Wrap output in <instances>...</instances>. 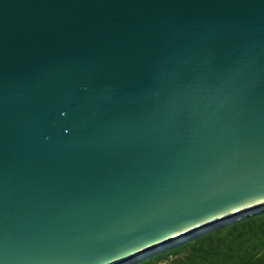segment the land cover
Returning a JSON list of instances; mask_svg holds the SVG:
<instances>
[{"label": "water", "instance_id": "1", "mask_svg": "<svg viewBox=\"0 0 264 264\" xmlns=\"http://www.w3.org/2000/svg\"><path fill=\"white\" fill-rule=\"evenodd\" d=\"M263 210L264 0H0V264H135Z\"/></svg>", "mask_w": 264, "mask_h": 264}, {"label": "trees", "instance_id": "2", "mask_svg": "<svg viewBox=\"0 0 264 264\" xmlns=\"http://www.w3.org/2000/svg\"><path fill=\"white\" fill-rule=\"evenodd\" d=\"M140 264H264V213L177 245Z\"/></svg>", "mask_w": 264, "mask_h": 264}, {"label": "rangeland", "instance_id": "3", "mask_svg": "<svg viewBox=\"0 0 264 264\" xmlns=\"http://www.w3.org/2000/svg\"><path fill=\"white\" fill-rule=\"evenodd\" d=\"M262 213H264V210H263V211H259V212H257V213H252V214L247 215V216H244V217H240L239 219H237V220H235V221H232V222H230V223L224 224V225H222V226H218L217 228H214L213 230L207 231V232H205V233H203V234H201V235H199V236H196L195 238H193V239H191V240H189V241H192V240H194V239H196V238H198V237H200V236H202V235H206V234H208V233L214 232V231H216V230H218V229H220V228H222V227H226V226L233 225V224L238 223V222H240V221H242V220H244V219H246V218L253 217V216H257V215H260V214H262ZM189 241H187V242H189ZM185 243H186V242H185ZM165 251H167V250H165ZM165 251H163V252L165 253ZM163 252H160V253H158V254H156V255H154V256H157V255H159V254H162ZM154 256H151V257H154ZM151 257H148V258H151ZM148 258H146V259H144V260H142V261H139L138 263H135V264H140V263H142V262H145V261L148 260Z\"/></svg>", "mask_w": 264, "mask_h": 264}, {"label": "bare ground", "instance_id": "4", "mask_svg": "<svg viewBox=\"0 0 264 264\" xmlns=\"http://www.w3.org/2000/svg\"><path fill=\"white\" fill-rule=\"evenodd\" d=\"M184 240H185V238H184Z\"/></svg>", "mask_w": 264, "mask_h": 264}]
</instances>
